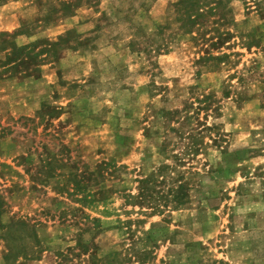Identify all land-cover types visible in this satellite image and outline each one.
I'll return each mask as SVG.
<instances>
[{"label": "rangeland", "instance_id": "1", "mask_svg": "<svg viewBox=\"0 0 264 264\" xmlns=\"http://www.w3.org/2000/svg\"><path fill=\"white\" fill-rule=\"evenodd\" d=\"M0 264H264V0H0Z\"/></svg>", "mask_w": 264, "mask_h": 264}, {"label": "trees", "instance_id": "2", "mask_svg": "<svg viewBox=\"0 0 264 264\" xmlns=\"http://www.w3.org/2000/svg\"><path fill=\"white\" fill-rule=\"evenodd\" d=\"M37 43H40V42H37ZM45 43H46V46H47V49L44 48L45 53L47 51H50V49H52V48H54V50H55V48L59 44L58 41L54 42V41H48V40H46ZM12 47H13V49H12ZM12 47H11V50L5 52V54H4L5 58L9 59V61L6 62L5 64L14 63L17 60L20 61L21 60L20 54H22L24 52L30 53L29 52L30 51L29 50V45H22V46L13 45ZM144 184H145V186H144ZM148 184H149V182H147V181L141 183V190H140V193L138 194V196L141 198V203H145V204L147 203L146 205H153V206H148V207H151L152 209H154L155 207L157 208V206H154V204H152L153 201H154V198H153L151 192H148L146 190V187H147ZM142 186H143V188H142Z\"/></svg>", "mask_w": 264, "mask_h": 264}]
</instances>
